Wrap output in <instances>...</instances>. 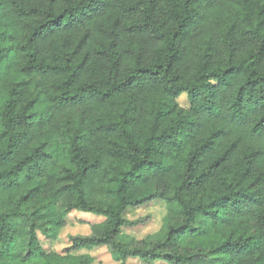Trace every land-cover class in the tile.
I'll list each match as a JSON object with an SVG mask.
<instances>
[{"label":"trees","instance_id":"obj_1","mask_svg":"<svg viewBox=\"0 0 264 264\" xmlns=\"http://www.w3.org/2000/svg\"><path fill=\"white\" fill-rule=\"evenodd\" d=\"M74 212L103 222L44 249ZM100 248L264 264V0H0V264Z\"/></svg>","mask_w":264,"mask_h":264},{"label":"rangeland","instance_id":"obj_2","mask_svg":"<svg viewBox=\"0 0 264 264\" xmlns=\"http://www.w3.org/2000/svg\"><path fill=\"white\" fill-rule=\"evenodd\" d=\"M181 107L188 106L185 95H182L178 100ZM165 205L162 202L151 203L144 207L129 209L125 213V219L128 222H137L133 226L124 227L122 233L136 240H141L147 235H152L161 228L162 218L165 214ZM102 217L92 214H83L74 212L70 214L66 227L59 233L57 242H50L42 237L40 238L41 244L44 249L56 252H63L68 247V236L74 235H87L90 234V228L94 224L103 222ZM40 237V236H39ZM81 253H85L81 251ZM93 259V264H116L111 259L106 248L95 249L88 252ZM126 264H144L137 259H128Z\"/></svg>","mask_w":264,"mask_h":264}]
</instances>
